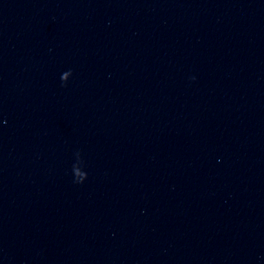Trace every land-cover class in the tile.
<instances>
[{
    "label": "water",
    "instance_id": "95a60500",
    "mask_svg": "<svg viewBox=\"0 0 264 264\" xmlns=\"http://www.w3.org/2000/svg\"><path fill=\"white\" fill-rule=\"evenodd\" d=\"M0 264H264V0H0Z\"/></svg>",
    "mask_w": 264,
    "mask_h": 264
}]
</instances>
